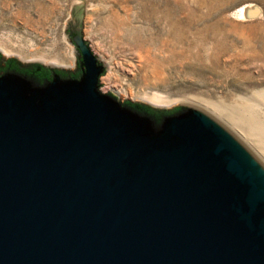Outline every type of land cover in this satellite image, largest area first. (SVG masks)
Here are the masks:
<instances>
[{"label":"water","instance_id":"95a60500","mask_svg":"<svg viewBox=\"0 0 264 264\" xmlns=\"http://www.w3.org/2000/svg\"><path fill=\"white\" fill-rule=\"evenodd\" d=\"M71 15L75 70L0 53V264H264L263 160L197 108L102 94Z\"/></svg>","mask_w":264,"mask_h":264},{"label":"rangeland","instance_id":"374dc122","mask_svg":"<svg viewBox=\"0 0 264 264\" xmlns=\"http://www.w3.org/2000/svg\"><path fill=\"white\" fill-rule=\"evenodd\" d=\"M82 5L84 38L109 67L102 94L157 110L197 108L247 146L205 104L236 114L264 91V0H0L1 55L75 70L66 29Z\"/></svg>","mask_w":264,"mask_h":264},{"label":"bare ground","instance_id":"6f19581e","mask_svg":"<svg viewBox=\"0 0 264 264\" xmlns=\"http://www.w3.org/2000/svg\"><path fill=\"white\" fill-rule=\"evenodd\" d=\"M257 96L259 98L258 100L253 98L245 100L247 106L238 109V114H235L234 110V112H230L224 106L220 107L216 104L207 103L205 106L223 117L235 132H237L236 134L239 138L247 146H250L264 162V91L257 93ZM157 98L155 97L153 99L156 103L158 102L156 101L158 100Z\"/></svg>","mask_w":264,"mask_h":264},{"label":"trees","instance_id":"16d2710c","mask_svg":"<svg viewBox=\"0 0 264 264\" xmlns=\"http://www.w3.org/2000/svg\"><path fill=\"white\" fill-rule=\"evenodd\" d=\"M147 109H149V108H147ZM149 110H151V109H149ZM152 111H153V110H152ZM155 113L158 114V115L161 114V113H157V112H155Z\"/></svg>","mask_w":264,"mask_h":264}]
</instances>
